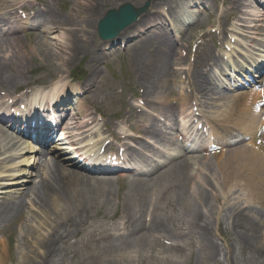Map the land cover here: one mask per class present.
<instances>
[{
	"label": "bare ground",
	"instance_id": "6f19581e",
	"mask_svg": "<svg viewBox=\"0 0 264 264\" xmlns=\"http://www.w3.org/2000/svg\"><path fill=\"white\" fill-rule=\"evenodd\" d=\"M104 1L106 0H75L77 6L66 13V18L62 22L55 20V16L58 15L57 10L54 12L45 9L35 10L32 17L25 23L18 22L16 9L8 13H0V20L7 25L6 30L0 25V87L4 86L8 91L13 86H19L21 81L26 83L27 74L34 70L37 72L44 70L43 73L55 75L54 78L57 79L65 75L67 67L86 53L91 54L92 63L97 65L101 60L100 56L103 58L110 53V46H113L114 41H116L115 45L127 43L125 49L134 47L133 62L140 63V66L135 67L136 71L134 70L135 82L143 90L142 96L145 98L146 107L153 109L154 107H151L153 104L158 106L156 115H147L146 110L137 114L132 105L128 111L130 116L137 120L134 124L141 129L135 132L139 136L125 135L124 139L129 137L134 140L136 147L130 148L125 143L121 144L123 154L126 156V162L122 165L138 176L124 175V170L119 173V176L116 175L115 181L111 179V176H89L74 169H65L55 160L46 161L43 159L46 155L41 153L38 158H35L37 162L33 167L36 168H33L34 172L30 174V178L33 177V179L25 186L24 192L16 199L0 198V230L5 226L12 228L17 222L24 224L23 217L20 221H14L11 218L13 214L23 213L28 201L31 205L37 204L38 207L35 208H39L40 213L45 216L44 220L37 221L38 228L44 230L49 227V231L37 242L39 253L29 251L26 248L27 240H25L28 236H32L34 229L36 232L38 230L28 227V232L24 233V230L20 232L25 239L18 244L23 258L17 264H61L62 261H67L69 245L73 246L76 243V241L71 243L72 239L83 231L79 243L84 249H89V245H92L91 254L87 255L85 264H116L111 260L112 256L119 257L122 262L126 259L131 261L130 257L135 256L138 262L146 261L148 264H154L157 254L164 258L177 255L190 261L194 253L185 256L184 246L178 243L182 233H185L187 239L196 240L197 248L201 246L194 264H223V262L234 264L231 253L234 252L233 247L236 245H225L223 248L226 252L223 253L211 239L214 232L210 223V218H213L211 198L207 189L199 183V179H194L195 176H192L190 171L192 165L187 159L188 153L183 152L181 157L172 161L168 160L166 165L159 168H150L152 157H146L143 154L144 151L151 153L152 156L158 153V148L155 145L149 146L145 139H153L158 145L167 142V132H163L165 127L158 125V119L171 108L168 97L174 95L170 87L174 78L172 66L183 65L186 62V57L182 58L183 48L177 46L179 39L181 43L187 42L186 44L190 40V38L187 40L180 26L184 17L177 13L185 12L182 7L183 2L181 0H150L149 13L141 16L131 26L132 28L124 30L112 43L105 45V47L109 45L110 48L104 49L103 45L95 44L89 37V35L97 34L98 22L103 18V12L105 15V10L101 12L99 9ZM150 1L147 0L141 10ZM197 1L204 4L209 0ZM250 4V0L233 1L229 18L241 22V30L243 28L250 32L261 31L263 27L258 23L263 18V14L259 15L260 19L257 16V19L253 20L251 27L242 26L246 21L238 14L248 15L244 11L250 8ZM162 7L166 8L164 12ZM165 13L178 26L176 28L179 35L175 40H172V31L165 29ZM34 19H39L38 27L46 29L53 36L49 38L53 44H49L45 38L43 40L47 42V45L42 44L37 36L31 41L30 46L20 43L18 32L24 27L34 28V22L28 23ZM195 21L198 22L199 19ZM38 27L34 28V34ZM250 32H244L241 37L249 38ZM223 34H225L224 29L220 31V35ZM250 39L253 41L252 38ZM151 45H155V49L148 53ZM200 49L204 51L201 66L195 62L191 74L185 78V85L188 84L190 88L189 94H181L179 101L171 100L174 104L179 103L181 115L185 108L188 110L190 98L195 101V107L197 103L200 107L209 104L202 98L217 94L215 91L216 88L218 89V86H215L217 76L232 91L236 89L231 87L234 83L229 84L230 79L236 83L240 82V79L236 78V69L230 70V67L227 70L229 74L224 76H221L223 68L221 70L217 68L211 73L210 66H222V61L215 58L212 52L206 53L208 50L205 45H202ZM40 56L44 58L42 57L38 64L29 63L34 59H40ZM261 58L258 61L260 65L256 68L259 74L264 73L262 64L264 56ZM65 78L67 80L69 77L62 78L59 83ZM243 83L249 88L247 93H236L226 97V100H230L231 106L226 111L207 118L211 130L210 148L219 149L212 153L216 169H209V172L212 175H220L225 188L230 185L224 193L225 198L234 196L236 192L239 194L246 192L249 200H244L243 203L246 204L244 209L250 208L248 215H243L239 211L234 214L236 209L228 207L231 232L236 237L231 240L240 244L241 247L255 249L256 258L260 260V264H264V80L255 81L246 78V82ZM208 84L214 87L209 89ZM89 87H91L89 83L84 86L85 90ZM55 93L56 91H52L48 95L49 98L53 99ZM198 95H200L199 98H197ZM212 97L215 96L212 95L209 98ZM65 99L70 98L65 97ZM220 99L221 97H218V100ZM198 111L200 114L201 111ZM167 119L166 129L175 128L176 114L171 112ZM31 128L34 131L38 129L37 126H31ZM10 129L16 131L13 126H10ZM71 129L69 127L67 131L71 132ZM83 129L85 127L78 129L79 131L71 137H75L77 141V137L80 138L87 132ZM16 133L19 138L29 136V133L23 134L20 130ZM0 135L3 137L6 134L0 133ZM111 136L115 140H120L121 133L112 131ZM182 139L186 141L185 138ZM12 147L16 149L15 144H12ZM182 149L193 152L199 148L188 144V147H182ZM2 151L0 148V158L3 155ZM205 156L207 154H203L202 158L204 159ZM15 157L21 158L19 153H16ZM9 160V157L1 158L3 162ZM71 165L74 168L78 167L75 161H72ZM93 167L94 165L90 169ZM5 169L7 168L3 166L0 168V175ZM110 169L106 170L112 171L115 168ZM99 170L102 169H95V171ZM114 185L123 189L122 192L125 194L118 195V190H113ZM235 197L225 202L230 203L236 200L235 206H237L242 198ZM217 199L215 197V200ZM113 201L120 203V212L113 213ZM180 213L181 219H177L176 216ZM116 216H118L117 219L113 221ZM86 227L92 229L88 231ZM220 232L221 228L218 224L217 233L220 235ZM163 239L170 240L172 245L165 246L160 242ZM3 242L0 239L2 245L0 264H6L9 257Z\"/></svg>",
	"mask_w": 264,
	"mask_h": 264
},
{
	"label": "rangeland",
	"instance_id": "374dc122",
	"mask_svg": "<svg viewBox=\"0 0 264 264\" xmlns=\"http://www.w3.org/2000/svg\"><path fill=\"white\" fill-rule=\"evenodd\" d=\"M5 1L7 2L9 1V3L15 2V3H18V5H20L21 2H25V4H28L29 6L35 5L36 8L40 7V9L43 8V5L41 4L44 3V5L46 6L45 10H50L52 12L57 10L58 15L55 16V20L57 19V21H61V22L66 18V13L69 12L73 8L75 9V6H77V2H75V0H0V4L4 3ZM146 1L147 0H106L102 2L99 9L101 10V12L104 10L106 11L110 8L116 9L118 8V6L126 2L130 3L136 9V8L142 7ZM233 1L235 0H210L208 4L201 5V2L197 0H181V2H183L182 7L185 10V12H183L185 14L184 18H187L189 16H191L192 18H200V22L197 23L196 25L194 23L191 24L190 22L185 21L181 26V28L184 30L183 33L185 37L187 39L190 38L188 42L191 44V50L194 51V52H191L192 54L190 55L191 63L189 64V62L187 61L190 71L193 70L195 62L197 63L198 66H201V61L203 59L204 51L203 49H199L200 48L199 46H201V44L200 45L198 44L200 42L205 44L206 49L208 50L206 51V53L213 51V53L217 55L221 59V61L224 63L221 76H224L225 73L229 72L227 71L229 70L228 69L229 67H230V70L238 67L236 63L237 56H238L237 59H239L241 63L247 64V60L243 58V56L239 55V53H236L237 51H241V53H243V55L249 60L250 56L256 57L257 55L261 54V51L264 50L263 47H261V44L264 42V32L259 31L257 34H250L253 41L251 43H248L249 40L242 39L239 35V33L241 32L233 28L234 25H240V23L226 19V17L228 18L227 14L231 11V3ZM150 4H151V1H150ZM113 5L114 7H111ZM257 9H261V8L259 7ZM257 9H255V11ZM238 15L239 17L243 18L247 22L246 25L250 27L249 22L250 20H252L251 16H243L242 14H238ZM261 25H263L264 27V23H262ZM221 29H226L225 37L219 36L218 33L221 31ZM246 31L248 30H245V32ZM25 33L27 34L29 32H25ZM23 35H24L23 33H20L18 35L20 37L21 44H28L30 46L31 41L34 40L36 36L40 38L42 44L46 43L47 45V42L49 44H53L52 40L49 39L51 38V36H48L49 38L44 37L45 41H47L45 42L43 40V34H41L40 32L38 34L36 33V34H30L26 36H23ZM232 35H233L232 41L234 40L235 42L230 43L229 37ZM89 37L92 39V42H95L98 39L96 35H89ZM180 42L181 40L179 39L177 43L181 45L182 43ZM226 42L230 44V47L232 48V50L226 51L224 49V47L226 46L225 45ZM195 45H198L199 47V48L196 47L198 48L196 53H195V50H196ZM154 49H155V45L151 46L150 48H148V53L154 51ZM134 52H135V48L132 47L129 50L121 52V55L120 53L117 54V52L114 54L112 53L109 57H106L105 63H107L106 61H108V65L101 62L96 67L90 66V65H93L91 61V54L86 53L84 56H81L79 60L78 59L75 60L70 65V68H69L70 73H72L73 70H76V71L82 70V72L86 73V76L89 75V71L91 69L90 71L91 78H92V74L94 73V78L92 79L95 80L96 82H99V81L101 82L100 84L95 86V94H92L89 97L88 105L89 106L93 105V107L95 108L96 106L97 107L99 106L103 110L107 109L111 114L109 115L108 118L105 119L103 117V119L106 121H108L109 119V124H111L110 126L112 127H115L117 123L116 119L118 118H124L123 126L128 127L129 124L127 122V116H121V113H123V115H126L127 108L130 104H133L135 105L137 109H140L138 106H141V104L139 103L138 105L136 101L141 100L142 102H144V100L141 98L142 89L139 88L134 81L135 79L134 70L136 71L135 67L140 66V63L133 62L132 57L134 55ZM42 57L43 56H40V59H34L32 61H29V63L38 64V62L42 60ZM172 67H173V71H174L176 78L174 82H171L170 87H172V89L175 91V94H178V91H180V86L183 85V81L185 77V74L183 73L185 69V65L184 66L173 65ZM219 67H222V66H218V68ZM34 71H30L29 72L30 74H27L26 77L27 78L32 77V79H37L40 77H45V75H47V73H43L45 72L44 70H40L38 72L36 70ZM50 76L53 77V75H50ZM217 78L218 80L216 81L215 86H218V89L216 88V92L220 95L222 99L224 95H226L227 93H232V91H226L223 89L220 90L221 80L219 76H217ZM23 82L24 81H21L19 83V86H21ZM209 86L211 88L214 87L212 84L208 85L207 87ZM5 89L6 88L4 86L0 87V90H3L1 91V93H5V91H7ZM17 90H18L17 86H13L12 88L8 89V91L12 92L13 94ZM238 91L245 92L244 89H240ZM175 97L176 95L174 96V98ZM212 98H213L212 101H208L207 99H204L211 104L213 103V105H211L210 108H208L207 104L203 105L202 108L204 111L203 112L204 116H209L210 112L214 111L219 106L221 107V111H225L229 108L227 106L229 102H225L224 100L223 101L220 100L219 102H216V100H218L217 96L212 97ZM96 103L98 105H96ZM106 105H107V108L105 107ZM173 110L175 111V106ZM205 121H206L205 117L200 118L201 124L205 123ZM103 125H105V123H103ZM101 131L105 134V128L101 129ZM208 131L209 130H207L206 133ZM97 139L99 140L98 137ZM124 142L128 143L129 145H134L133 142L130 140H124ZM174 148L175 146L173 144L167 143V145L164 147V150H166V153H169V152H172ZM180 152L181 150L179 148L175 151V153H180ZM11 153H15V152L12 151ZM3 154H7V153L3 152ZM63 156H66V155H62L61 157ZM193 156L197 159L191 160V157H187L188 162H190V164H193L192 167L190 168L191 174L192 176H195L194 179L196 178L199 179V183L202 184L207 189V191L209 192L210 198H211V203H212L211 213L213 215V218H210V223L212 224L213 230H214L213 236L211 237V239L214 241V243L218 247L221 248L223 253L226 252V250L223 248L225 245H230V244H234V246L236 245L235 247H233L234 252L231 253L232 260H234V264H260V260L256 258L257 254L255 252V249L241 247L240 244L238 245L235 241L231 240L236 237H234L231 232L230 220L228 219L229 209L227 206H224L225 201L223 200L222 192L220 190V188H222V191H223V184L221 181V177L220 175L218 176L212 175L209 172L210 171L209 169H213V170L216 169L213 156H207V158L203 159L202 151L195 152ZM20 160H27L28 162V161H32V158H30L28 154H23L22 158H20L19 160H16V164L12 166L13 168H15V172L27 175L31 171H29V168L25 167L27 163L21 162ZM165 160H166L165 157L159 156L158 158H156L157 163L154 165H160L161 163L165 162ZM64 164H65V167H67L66 163ZM10 173H8V175ZM22 177L21 179H23ZM115 177L116 176L112 177L111 175V178L114 179V181H115ZM3 183L5 184L6 182H3ZM21 187H22V184L19 183L18 180H16L13 187H8V188H12V190L7 191V189H5L4 192L2 193L4 194L6 193L5 198L7 199L17 197V196L19 197V195L22 192H24L20 190ZM116 189H118V186L114 185L113 190L115 191ZM122 191L123 190L119 189L120 196H122V194H125ZM238 195L241 196L242 200L240 201V204H239L240 206L237 205L235 207L236 211L234 214H237V212L239 211L243 215H248L250 208L244 209L246 204H244L243 202L244 200H249V198L246 192H242ZM0 197H3V196H1L0 194ZM215 197H217L218 199L215 200ZM27 199L30 200L31 198H27ZM235 202L236 201L230 202L229 206H234ZM119 205L120 203L118 204L117 202L113 201V206H112L113 213L118 212V211L120 212ZM35 207H38L37 204L31 205L30 202L27 201L24 212L21 214H13L11 218L14 221H20L21 218L23 217L25 218L24 224L23 222H17L12 228L6 226V228L2 229V233L0 234V237L7 241V252L9 255V258L7 259L6 264H17L18 262L21 261V258H23L22 257L23 255L21 256L22 252L18 248V244L22 242V240L25 239L20 234V232L23 230H24V233H26V231L28 232L27 230L28 227L33 228V229L36 228L38 232H36L34 229V233L32 234V236H28V238L25 239L27 240V242L25 241L26 248L29 251H36L38 253L40 252V249H38L37 247V242L42 237H44V235L48 233L49 227L44 228V230L42 228H38L39 225L37 224V221L44 220L45 216L40 213L39 208H35ZM263 212H264V209H263ZM176 218L181 219V213L180 215L176 216ZM218 224L220 225V228H221L220 235L219 233H217ZM91 229L92 228L90 227H86V230L88 231H90ZM222 231H224V233ZM83 233L84 231L79 236L76 235L75 238L72 239L71 243L72 242L74 243L75 241L76 243L73 246L69 245L70 251H69V254L67 255V261L66 260L64 262L62 261L61 264H85L87 255L91 254L92 245H89L90 247L89 249H84L82 244L79 243ZM160 242L163 243L165 246L171 243L170 241H167V240H163V241L161 240ZM178 243L184 246L183 253L186 254L185 256H188L192 252L194 253V255H192L193 259L188 261L184 257H179L177 255H172L173 256L172 258H164L162 255L157 254L156 255L157 260H155L153 263L154 264H194V259L201 246L197 248L196 240L187 239V237L185 236V233H182L180 235L178 239ZM1 246L2 245H0V247ZM24 253H25V250L23 254ZM254 254L255 256H253ZM174 257L178 258V260L175 259ZM130 258H131V261L126 259L125 261L122 262L121 260H119V257L112 256L111 260H113L116 264H148L146 261L138 262V259L135 256H131ZM223 264L225 263L223 262Z\"/></svg>",
	"mask_w": 264,
	"mask_h": 264
},
{
	"label": "water",
	"instance_id": "95a60500",
	"mask_svg": "<svg viewBox=\"0 0 264 264\" xmlns=\"http://www.w3.org/2000/svg\"><path fill=\"white\" fill-rule=\"evenodd\" d=\"M148 4L145 8L133 9L130 5L123 6L117 14L107 17L100 24V36L102 39H109L114 37L118 32L130 26L136 21L137 17L146 11ZM113 14V13H112ZM111 31V33H108ZM108 33V34H107Z\"/></svg>",
	"mask_w": 264,
	"mask_h": 264
}]
</instances>
